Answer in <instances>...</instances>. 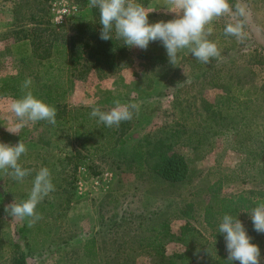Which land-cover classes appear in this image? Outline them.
Listing matches in <instances>:
<instances>
[{
    "label": "rangeland",
    "instance_id": "1",
    "mask_svg": "<svg viewBox=\"0 0 264 264\" xmlns=\"http://www.w3.org/2000/svg\"><path fill=\"white\" fill-rule=\"evenodd\" d=\"M52 1L0 0V142L15 145L22 140L27 152L18 163L31 170L23 180L13 178L11 169L0 170V264H14L21 254L28 264H151L144 245L151 229L162 224L175 232L187 224L210 243L218 238L216 249L228 256L224 234L203 222L206 190L220 182V195L227 197L264 188V160L252 167L247 164L243 152L234 149L233 131L198 145L203 132L198 112L203 102L220 92L221 82L256 85L264 94V0H235L234 6L244 7L246 17L235 15L228 0L232 11L209 25L213 29L209 39L217 43L221 55L208 64L184 49L172 65L162 43L155 41L148 47L159 53L163 49L166 57L158 65L142 57L143 50L126 45L128 58L103 69L93 67L94 59L86 54L70 69L51 42L37 43L38 30L52 36L48 15ZM68 1L79 14L62 31L54 29L56 33L68 32L72 23H93L89 0ZM147 2L144 8L155 16L149 23L176 17L167 0ZM239 21L244 23L243 37L225 35V27ZM29 78L32 83L24 88ZM190 82L193 85L179 94L180 108L173 107L169 93ZM28 91L37 98L61 95L72 130L38 121L18 134L9 132L7 128L17 122L10 105ZM116 101L136 105L131 120L108 127L90 116V110L107 112ZM85 108L89 110H81ZM258 108L256 104L254 109ZM260 115L255 114L261 124L263 112ZM181 123L187 124V134L174 140V149L188 162L189 176L171 185L148 170L144 154L148 141L164 139ZM41 167L50 170L55 191L37 206L42 219L29 226L28 218L14 219L4 209L14 200L28 198ZM104 173L112 175L106 190L94 185ZM238 217L244 226L247 221L253 225L248 214ZM247 233L260 248L264 264V233H258V239L249 228ZM183 250L177 244L165 246L167 254Z\"/></svg>",
    "mask_w": 264,
    "mask_h": 264
},
{
    "label": "trees",
    "instance_id": "2",
    "mask_svg": "<svg viewBox=\"0 0 264 264\" xmlns=\"http://www.w3.org/2000/svg\"><path fill=\"white\" fill-rule=\"evenodd\" d=\"M230 1L233 8H236V5L234 6L235 0ZM135 2L144 7L148 4L147 0H136ZM91 13L92 24L72 23L69 31L62 33H56L52 29L50 39L49 35L44 34L46 32L44 29L38 30L37 43L43 44L42 39L45 40V43L51 42L52 48L57 54L62 55L67 60L70 69L79 65L85 54L94 59L92 66L96 69L117 67L128 58V49L123 39L116 38L114 31L111 34L113 39L101 40L102 25L100 24L99 9L91 7ZM154 17L153 13H149L148 19ZM162 51L159 53L156 47H148L140 54L142 57L146 56L153 65H158L166 59ZM191 85H193L192 82L184 83L176 91L169 93L174 98L173 107L180 108L179 94L184 87ZM49 86L50 84L47 88ZM54 87L59 86L55 85ZM218 89L220 92L216 93L209 102H203L198 112L200 122L203 123L201 128L203 132L197 140V144L201 145L209 138L233 131L235 134L234 149L243 152L247 158V164H251L252 167L258 160H264V122L257 123L255 116V114L260 115V112L262 115L263 112L264 117L263 89L257 88L256 85L249 87L236 81L234 83L233 81L231 83L221 82ZM59 97L61 95L57 94L55 97L42 96L38 99L56 108V126L66 127L67 125V129L72 130L70 114L64 115V108ZM256 104H259L258 109H254ZM81 110L85 112L89 109ZM186 125L181 123L179 129H169V134L164 136V139L160 137L161 139H156L152 143L149 141L146 143L145 166L159 179L171 185L182 183L189 176L188 162L183 155L174 149V140L179 141L181 135L187 134ZM254 143L257 145L251 147L250 144ZM220 187V182H217L206 190L207 199L203 207L202 217L209 230L219 227V223L225 214H230L239 219L238 216L243 213L250 214L254 207L258 206L260 202H264V188L225 197L220 195ZM250 224V221L245 223L246 230L249 228L251 236L258 239V233ZM151 231L153 234L147 237V243L144 245V248L151 254V264H236L234 261H229L228 256L216 249L215 243L218 238H215V243H210L197 230L187 224L179 227L176 232L172 231L167 224L154 227ZM166 244H177L184 250L167 254L165 252ZM14 264H28L26 256L21 254L15 258Z\"/></svg>",
    "mask_w": 264,
    "mask_h": 264
},
{
    "label": "clouds",
    "instance_id": "3",
    "mask_svg": "<svg viewBox=\"0 0 264 264\" xmlns=\"http://www.w3.org/2000/svg\"><path fill=\"white\" fill-rule=\"evenodd\" d=\"M170 12L176 17L167 22L159 21L149 23V12L135 0H89V6L98 8L102 30L100 39L108 41L113 39L115 32L117 39H123L129 47H137L147 50L150 42L160 41L166 49L170 64L175 65L181 50L188 49L192 56L199 62L208 64L211 59L221 55L216 42L209 39L213 29L209 25L218 17L230 13L228 0H167ZM235 15L246 17L245 8L237 5ZM244 23L239 21L228 24L225 35L242 38ZM31 79L24 82L23 87L28 88ZM135 104H121L115 102V106L109 111H101L94 108L90 116L98 118L99 122L108 127L119 126L121 122L133 118ZM10 111L17 118L13 127L7 130L18 134L29 123L47 121L50 125L56 124V108L38 99L31 91L21 98L13 100ZM27 152L25 143L20 140L15 145L0 142V170L11 169V175L17 180H23L30 175L31 170L24 169L18 163L22 154ZM55 191L51 172L47 167H41L35 175L33 186L26 200L19 203L15 200L7 205L4 211L14 219L24 220L28 218L29 226L42 219L37 213L38 204ZM257 233H264V202L251 210L248 214ZM218 232L224 234L225 247L229 261H239V264H260V248L251 243L244 224L240 219L230 214H225L219 223Z\"/></svg>",
    "mask_w": 264,
    "mask_h": 264
},
{
    "label": "built area",
    "instance_id": "4",
    "mask_svg": "<svg viewBox=\"0 0 264 264\" xmlns=\"http://www.w3.org/2000/svg\"><path fill=\"white\" fill-rule=\"evenodd\" d=\"M78 14L79 8L68 0H53L48 9L51 25L57 32L62 31L68 22ZM111 178L110 173H104L100 176V179L94 181V185L106 190ZM100 182L103 184L100 185ZM78 186L81 189L82 184L79 182Z\"/></svg>",
    "mask_w": 264,
    "mask_h": 264
}]
</instances>
